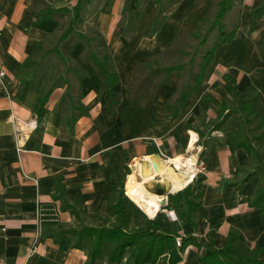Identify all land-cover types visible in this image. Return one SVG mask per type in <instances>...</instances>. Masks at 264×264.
<instances>
[{
	"label": "crops",
	"instance_id": "obj_1",
	"mask_svg": "<svg viewBox=\"0 0 264 264\" xmlns=\"http://www.w3.org/2000/svg\"><path fill=\"white\" fill-rule=\"evenodd\" d=\"M197 1L0 0V71L6 86L0 81V264H126V258L93 262L88 249L74 246L71 230L82 222L91 225L87 218L98 210L108 215L110 159L129 146L132 158L161 150L169 158L190 152L191 159L203 160L204 196L193 214L197 228L176 212L173 224L180 234L207 235L220 247L235 233L251 248L264 247V214L248 204L258 176L243 181L257 162L243 148H229L238 126L228 135L217 129L236 104L229 85L258 93V111L264 114V17L247 31L252 10L264 0H235L243 9L242 26L233 40L217 45L201 80L181 91L180 97L187 94L178 105L181 68L167 72L152 90L139 85L137 95L130 94L133 81L160 67L151 61L171 50L179 31L197 29ZM209 2L202 0L199 7ZM65 20L69 26L63 29ZM94 22L109 67L119 77L114 110L92 58V53L103 58L89 31ZM12 113L28 130L21 152ZM199 256L189 244L177 264H196Z\"/></svg>",
	"mask_w": 264,
	"mask_h": 264
},
{
	"label": "trees",
	"instance_id": "obj_2",
	"mask_svg": "<svg viewBox=\"0 0 264 264\" xmlns=\"http://www.w3.org/2000/svg\"><path fill=\"white\" fill-rule=\"evenodd\" d=\"M234 4L235 0H219V8L212 22V27H217L223 34L218 44L229 42L236 37L235 30L231 33L225 31L222 21ZM251 14V30H254L257 21L264 17V3L255 7ZM213 51L214 48L211 49L205 65L209 64ZM92 58L105 89L110 93V106L114 110L119 102V94L115 90L119 82L118 74L109 67L107 59L101 58L97 53H92ZM182 66L183 64L168 66L166 70L169 74ZM200 80L201 78L198 79ZM227 90L236 104L223 117L224 121L217 129L225 130V124L230 118L228 116L237 113L238 128L231 133L227 144L231 151L243 148L257 162L256 167L244 177L243 181H252L258 176L257 188L249 197L248 204L257 209L262 216L264 214V114L258 111L259 94L244 93L236 84L227 86ZM186 94L181 95V101L186 98ZM75 122L76 119L73 123ZM230 130L226 131L227 135ZM254 131L259 132L254 134ZM110 160L113 183L106 196V212L113 218L111 223L87 225L82 222L80 228L71 230L75 235L74 246L88 249V255L93 262L97 259H107L108 263H121L126 258V264H155L160 260H163L164 264H177L182 260L186 246L194 244L200 252L196 264H264V254L262 255L264 247L252 248L251 254H243L234 246V243L240 241L235 233H231V239L226 245L219 247L214 245L207 235L180 234L173 224L174 221L164 211L159 210L155 216H150L126 189V174L131 172L129 165L124 161L120 163L113 156ZM203 180L204 176L199 174L182 189L168 194V202L164 206L181 214L195 229L197 224L193 220V214L202 204ZM177 236H181L182 239L180 246L176 244Z\"/></svg>",
	"mask_w": 264,
	"mask_h": 264
},
{
	"label": "rangeland",
	"instance_id": "obj_3",
	"mask_svg": "<svg viewBox=\"0 0 264 264\" xmlns=\"http://www.w3.org/2000/svg\"><path fill=\"white\" fill-rule=\"evenodd\" d=\"M201 3H202V0H198L196 3L197 5H195L193 9V14H195L193 16L194 18L193 20H194V24L197 22V26H198L197 29L191 33H188V31L178 32L177 39L174 42V45L171 48V50L170 51L168 50L165 54H161L159 57L156 56L153 60H156L157 58L158 60L157 63L156 62L154 63L153 61H151L153 64L160 65V67H156V68L152 67V69L149 71L150 73L145 72V74H143L144 75L143 78L139 76L137 80L133 81V87L130 88L131 97H134L137 95V92H139L140 90L139 85H142L147 90H152L153 86L154 87L158 86L157 84L159 81L160 82L164 81L166 78L165 77L166 73H167V70L165 69L166 67H168L169 64L171 66L183 64L181 69H184L182 70L181 74L179 75V77L176 79V82H175L177 105L179 104V101H180L181 91L199 82L198 75H200V72L203 71L202 67L205 66V62L208 59L209 55L211 54V49L214 48V51L216 50L217 45L221 37L223 36V34L220 33L217 27L216 28L212 27V22L219 8L218 7L219 0H210L209 2L210 5L208 4V7L202 6L200 8L199 6L201 5ZM239 7L234 6V8L229 10L223 17L222 21H223L225 31L227 33H231L234 30L237 32L238 27H241L243 24L242 22V19H243L242 10L243 9ZM198 10H199V14H197L198 15L197 16L196 13L198 12ZM96 19L97 18H95V20ZM198 19L200 22L197 21ZM66 23H67V20H65V24H63L62 26L63 29L69 26V24L68 23L66 24ZM69 28L70 27H68V29ZM249 28L251 30V23L248 25L247 31L249 30ZM89 31H91L95 37L94 46L97 48V50L99 51V53L101 54L103 58L108 59L107 56L109 55H107V48H106L105 42L103 41L101 36L96 35L99 33V26H97V24L94 22V25H92L89 28ZM262 41L264 43V38L262 39ZM214 51L212 52V57L214 55L213 53H215ZM177 70H180V68ZM56 74L58 73L51 72L50 75L55 76ZM140 78L143 80H140ZM183 85H185V87H183ZM249 94L252 95L253 93L250 92ZM238 122H239V118H238L237 113H233L225 124V131H227L228 129H233L234 127H237ZM258 132L259 131H254L253 133L257 134ZM133 152H134L133 147L129 146L127 147L126 150L124 149V150H121V152H118L117 156H115L114 159L120 161V163L122 161H124V163L126 162L129 165L130 169L132 170L134 161L136 159H141L137 157L132 158ZM127 175L128 174H126V179H127ZM155 181H158L159 183H165L166 186H168V183L164 182L162 180V177H158V179L146 183V186L150 191L157 192V189L154 184ZM124 190H125V185H124ZM165 199H167L168 201V198H165ZM165 205L163 204L161 206L160 211H164V212L167 211V208H164ZM97 212L98 214L95 217L90 216V218L89 217L87 218V221L90 224L91 223L92 224H100V223L110 224L111 223V220H110L111 217H109L107 214L105 215L100 214L101 212L100 210H98ZM234 246L238 248V250L243 254H251V252H253V249L242 241L234 243ZM188 248H189V244L186 246L183 254L187 253ZM263 254L264 252L262 253V255Z\"/></svg>",
	"mask_w": 264,
	"mask_h": 264
},
{
	"label": "bare ground",
	"instance_id": "obj_4",
	"mask_svg": "<svg viewBox=\"0 0 264 264\" xmlns=\"http://www.w3.org/2000/svg\"><path fill=\"white\" fill-rule=\"evenodd\" d=\"M191 145L196 138V133L192 132ZM143 158V157H142ZM141 158V159H142ZM148 159L146 162H142L141 159H136L133 163L131 172L127 175L126 188L130 195L136 198L137 203L147 212L150 216H155L161 209L162 195L150 191L146 183L162 177L164 182L170 184L171 191L176 192L183 188L182 186L190 181L191 166L189 162L195 160L187 157L186 155H177L170 157L169 160H164L162 157L153 159L149 155L145 156ZM186 160V164H183ZM188 165V166H187ZM176 168L181 175H179L173 168ZM187 176V181L184 178Z\"/></svg>",
	"mask_w": 264,
	"mask_h": 264
},
{
	"label": "built area",
	"instance_id": "obj_5",
	"mask_svg": "<svg viewBox=\"0 0 264 264\" xmlns=\"http://www.w3.org/2000/svg\"><path fill=\"white\" fill-rule=\"evenodd\" d=\"M4 75H5V72L1 70L0 71V81L5 86V82H4V79H3V76ZM11 119H12L13 125H14L15 139H16V149H17V152H21V151L24 150V140L23 139L26 137V134H27L26 132H28V130H25V127L20 123L21 122L20 118L18 116H16L15 113H12ZM28 125L31 126L30 122L28 123ZM35 126H36V124H34L33 127H35ZM159 153H160L161 157H165L166 160H169L170 159L161 150H159ZM186 154H188L189 158L191 157V155H193L192 153H188V152L183 153V155H186ZM183 164H186V160L184 161ZM188 165L191 166V169L189 170V172H190V181L186 185H188L189 183H191L194 179H196V177L199 174L204 173V171L206 170V166L203 163V160L200 157H197V156L195 158V161H193L192 163L189 162ZM23 174H24V176L26 178H30L31 177L26 172H24ZM166 213H167L168 217L172 221H176L178 219L177 213H176V211L174 209H167ZM181 241H182L181 236H177L176 237V244H177V246H180L181 245ZM36 250H37V245L35 244L32 247L30 254L34 253Z\"/></svg>",
	"mask_w": 264,
	"mask_h": 264
},
{
	"label": "water",
	"instance_id": "obj_6",
	"mask_svg": "<svg viewBox=\"0 0 264 264\" xmlns=\"http://www.w3.org/2000/svg\"><path fill=\"white\" fill-rule=\"evenodd\" d=\"M149 156L153 159H158L159 157H161L160 153L159 152H153L151 154H149ZM142 162H146L148 159H146L145 157H143L142 159ZM155 184V187L157 189V193L161 194L163 199L161 201V204L165 205L167 204V199L165 198H168V194L170 193H173V191H171V188H170V184L168 183V186H166L165 183H159L158 181H155L154 182ZM139 206V205H138ZM140 207V206H139ZM141 208V207H140ZM142 209V208H141ZM143 210V209H142ZM144 211V210H143ZM145 212V211H144ZM157 214V213H156ZM150 217V216H149ZM150 218H154V217H150Z\"/></svg>",
	"mask_w": 264,
	"mask_h": 264
}]
</instances>
